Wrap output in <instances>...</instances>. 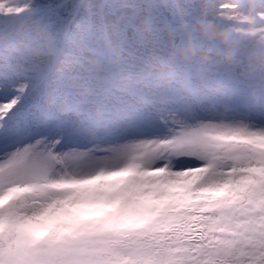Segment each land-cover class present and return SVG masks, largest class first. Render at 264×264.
<instances>
[{"label":"snow or ice","instance_id":"1","mask_svg":"<svg viewBox=\"0 0 264 264\" xmlns=\"http://www.w3.org/2000/svg\"><path fill=\"white\" fill-rule=\"evenodd\" d=\"M21 5L101 60L133 39L115 0ZM184 8L164 0L163 22ZM184 88L105 85L85 104L0 70V264H264V90L212 68Z\"/></svg>","mask_w":264,"mask_h":264},{"label":"clouds","instance_id":"2","mask_svg":"<svg viewBox=\"0 0 264 264\" xmlns=\"http://www.w3.org/2000/svg\"><path fill=\"white\" fill-rule=\"evenodd\" d=\"M115 3L121 21L132 24L133 39L122 49L107 48L101 60L82 47L79 34H55L25 12L16 13L21 0H3L0 70L62 80L85 104L89 90L145 81L158 96L175 90L188 98L185 76L200 79L209 68L233 75L248 100L264 90V0H184L172 23L163 22L164 0Z\"/></svg>","mask_w":264,"mask_h":264}]
</instances>
